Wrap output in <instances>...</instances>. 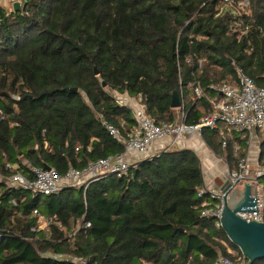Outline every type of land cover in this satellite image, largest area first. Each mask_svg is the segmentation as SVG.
<instances>
[{"label":"trees","instance_id":"obj_1","mask_svg":"<svg viewBox=\"0 0 264 264\" xmlns=\"http://www.w3.org/2000/svg\"><path fill=\"white\" fill-rule=\"evenodd\" d=\"M23 5L19 11L0 7L3 176L23 171L32 178V167L65 175L123 153L125 145L103 122L126 137L136 121L113 91L140 98L156 123L177 122V91L186 123L193 125L214 111L210 99L217 94L209 86L234 83L237 66L257 84L264 82V0H250L236 15L220 14L219 0ZM198 85L200 98L194 94ZM202 135L216 155L225 154L231 170L238 168L234 143L244 154L247 138L232 134L223 148L217 130L204 128ZM260 148L264 166V142ZM204 186L200 159L186 148L154 152L121 176L106 174L50 195L1 180L0 264H76V257L90 264L236 261L240 249L213 217L203 215L215 205L199 195ZM40 217L48 221L46 229L39 228Z\"/></svg>","mask_w":264,"mask_h":264},{"label":"built area","instance_id":"obj_2","mask_svg":"<svg viewBox=\"0 0 264 264\" xmlns=\"http://www.w3.org/2000/svg\"><path fill=\"white\" fill-rule=\"evenodd\" d=\"M219 1L220 14L229 11L236 15L240 11H245L250 5V0ZM209 88L220 98L210 99L214 105V111L203 114L196 124L189 125L186 123L187 112L184 104L180 108L177 122L163 121L156 123L147 114L145 105L141 102L131 101L133 97L129 96L126 98V103L133 111L136 125L128 135L125 137L121 130L112 123L103 122L108 133L125 145L123 153L90 161L83 170L72 167L65 175H60L54 168L32 167L30 171L32 178H29L23 171H14L9 176L0 174V181L4 180L12 188L31 191L34 194L50 195L57 193L61 188L68 185L85 184L88 186L92 181L106 174L121 176L127 172L132 164L152 154L153 147L157 142L165 143L162 150L172 149V147L188 137H192L195 133L202 134L204 128L218 131L223 148L228 145V138L233 131L243 133L244 137L249 140L256 139L259 131L264 130V82L261 85L257 84L242 67L237 66L236 81L234 83L211 84ZM194 94L197 98L203 96V90L199 85L195 87ZM116 98L119 99L120 97L116 96ZM248 163L247 159H242L238 164V168L228 169L224 186L218 189H208L204 186L199 193L200 196L209 197L210 200L215 202L214 206L206 207L203 210V215L213 217L217 227H221L220 219L224 209V195L237 181L226 195L227 197L234 195L238 199L241 196L240 190H243V187L240 188V186H243L244 183L251 184V195L255 197V210L253 212L242 211L238 214L248 221H264V187L260 182L261 177L264 176V170L261 168L259 161L255 171ZM236 190L238 191L236 192ZM238 194L239 196L236 197ZM14 203L16 204L15 201ZM205 204H211V202L207 201ZM33 214L38 215L39 213L34 210ZM47 226L48 221L40 217L39 228L46 229ZM229 252H232V250L229 249ZM246 261L247 259L243 254L238 255L236 261L225 257L219 259L220 264H245ZM74 262L76 264H90L87 259L82 257L74 258Z\"/></svg>","mask_w":264,"mask_h":264},{"label":"water","instance_id":"obj_3","mask_svg":"<svg viewBox=\"0 0 264 264\" xmlns=\"http://www.w3.org/2000/svg\"><path fill=\"white\" fill-rule=\"evenodd\" d=\"M24 7L21 2H15L13 10L19 11ZM181 107H183V104L178 92L175 91L173 93L172 108L180 109ZM46 169H50V167ZM229 191L224 195V209L220 219L221 227L226 232L229 240L246 257L245 264H254L257 260H264V221H248L238 214L242 211L253 212L255 210V197L251 195V184H243V190H240L241 196L238 199L234 195L227 197Z\"/></svg>","mask_w":264,"mask_h":264},{"label":"crops","instance_id":"obj_4","mask_svg":"<svg viewBox=\"0 0 264 264\" xmlns=\"http://www.w3.org/2000/svg\"><path fill=\"white\" fill-rule=\"evenodd\" d=\"M15 2H21L23 4V0H0V7H3L7 10H11V9L13 10V6ZM216 97L220 98L219 96H216ZM216 97H214L213 99H215ZM210 103H211V100H210ZM164 144H165L164 142H157L153 147V151L155 152L161 151ZM175 148L176 149H182V148L190 149L197 154V156L200 159L203 172H205V178H206L205 186L208 189H218L224 186V184L226 183L228 170L226 169L225 171L222 168L223 166L221 167L220 165L215 164L214 166H212L213 163L211 162H210L211 164L205 163L204 155L207 153L208 147L206 143L204 142L202 135H200L199 133H195L192 137H188L184 141L172 147V149H175ZM210 167H213V168H210ZM206 169H209V170H206ZM229 249L232 250L231 248Z\"/></svg>","mask_w":264,"mask_h":264},{"label":"rangeland","instance_id":"obj_5","mask_svg":"<svg viewBox=\"0 0 264 264\" xmlns=\"http://www.w3.org/2000/svg\"><path fill=\"white\" fill-rule=\"evenodd\" d=\"M112 93L114 94L115 97L116 96H119L120 97L119 99L117 98V101L120 104L126 105V106L130 107L129 104L126 103V98L129 97L128 94H126V93L125 94H120V93L114 92V91ZM139 100H140V98H131V101H135L136 103L137 102H140ZM179 110L180 109L176 110L177 116H179V113H178ZM235 133H240V134H242V136H244L243 133L236 132V131H233L232 134H235ZM200 135H202V134H200ZM202 137H203V135H202ZM203 140H204V138H203ZM204 142L206 143L205 140H204ZM263 142H264V130H262V131L260 130L259 133H258V135H257V138L256 139H253V140H249L248 138L246 139L247 148L245 149L244 154H242L243 151L241 150V148L238 145V143L237 142L234 143V146H235V149H234V157L237 159L238 162H240V160H242V159H245V160L247 159V162H249L248 163L249 166L252 168L253 171H255L257 169V167H258L257 164H258V161H259V159L261 157L260 156V153H261L260 146H261V144ZM206 145H207V143H206ZM207 147H208L207 153L204 155L205 163H209V164L213 163L212 166H214L215 164L216 165H220L221 167L223 166L222 168L225 171H226V169L227 170L230 169L229 168V163H228L226 157L224 156L225 154H223L221 156H218V155H216L213 152V150L208 145H207ZM157 148H159V147H157ZM153 152H155V151H153ZM133 159H135V158H133ZM260 166L264 170V166L261 163H260ZM210 168H213V167H210ZM202 170H203V168H202ZM206 170H209V169H206ZM203 176H204V181H205L206 180V178H205V172H203ZM261 185L264 187V180H262ZM242 187L243 186L241 185L240 188H242ZM238 196H239V194L236 197H238Z\"/></svg>","mask_w":264,"mask_h":264}]
</instances>
